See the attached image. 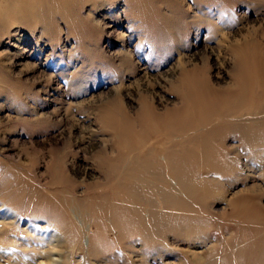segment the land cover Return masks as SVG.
Returning a JSON list of instances; mask_svg holds the SVG:
<instances>
[{"label":"rangeland","instance_id":"1","mask_svg":"<svg viewBox=\"0 0 264 264\" xmlns=\"http://www.w3.org/2000/svg\"><path fill=\"white\" fill-rule=\"evenodd\" d=\"M0 264H264V0H0Z\"/></svg>","mask_w":264,"mask_h":264},{"label":"bare ground","instance_id":"2","mask_svg":"<svg viewBox=\"0 0 264 264\" xmlns=\"http://www.w3.org/2000/svg\"><path fill=\"white\" fill-rule=\"evenodd\" d=\"M194 89H196V90H198V88L197 87H195ZM202 89V88H201ZM205 89V88H204ZM201 91V90H200ZM200 103V102H199ZM201 103H202V101H201ZM254 117V116H253ZM218 118V117H217ZM206 120V119H205ZM254 122V121H253ZM203 124V123H202ZM250 135V134H249ZM254 136V135H253ZM253 136H252V138H253ZM254 139V138H253ZM255 140V139H254ZM205 141V140H204ZM199 148V147H198ZM203 149V148H202ZM199 150H200V148H199ZM204 151H205V149H204ZM213 151V150H212ZM211 150L210 151H208V152H210L209 154H211V152H212ZM197 153H199V152H197ZM204 153V152H203ZM203 153H202V155H203ZM213 153V152H212ZM200 154V153H199ZM208 154V153H207ZM206 154V155H207ZM217 154V153H216ZM148 155V154H147ZM201 157V156H200ZM203 157V156H202ZM213 157V156H212ZM216 157H218V156H216ZM143 158V157H142ZM210 158V157H209ZM147 159V158H146ZM166 159V158H165ZM180 159V158H179ZM200 159V158H199ZM202 159H204V158H202ZM201 159V160H202ZM206 159V158H205ZM169 160V159H168ZM194 160V159H193ZM213 160V159H212ZM144 161V160H143ZM147 161V160H146ZM181 161V160H180ZM182 162V161H181ZM202 162V161H201ZM220 162V161H219ZM222 162V161H221ZM153 163V162H152ZM175 164V163H174ZM200 164V163H199ZM219 164V163H218ZM168 165V164H167ZM176 165V164H175ZM215 165V164H214ZM165 166H166V164H165ZM217 167H218V165H217ZM167 168V167H166ZM168 169V168H167ZM170 169V168H169ZM165 170V169H164ZM183 170V169H182ZM197 170V169H196ZM161 171V170H160ZM176 171V170H175ZM176 175V174H175ZM186 175V174H185ZM176 180V179H175ZM179 185V184H178ZM171 189V188H170ZM167 190V189H166ZM194 190V189H193ZM169 192L171 193L172 191H170L169 190ZM168 192V193H169ZM176 192V191H175ZM199 192V191H198ZM173 193V192H172ZM202 194V193H201ZM172 195V194H171ZM175 196V195H174Z\"/></svg>","mask_w":264,"mask_h":264}]
</instances>
